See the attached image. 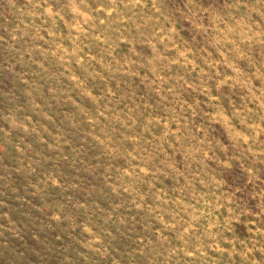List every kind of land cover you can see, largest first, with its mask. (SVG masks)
<instances>
[{"label": "rangeland", "instance_id": "obj_1", "mask_svg": "<svg viewBox=\"0 0 264 264\" xmlns=\"http://www.w3.org/2000/svg\"><path fill=\"white\" fill-rule=\"evenodd\" d=\"M0 264H264V0H0Z\"/></svg>", "mask_w": 264, "mask_h": 264}]
</instances>
